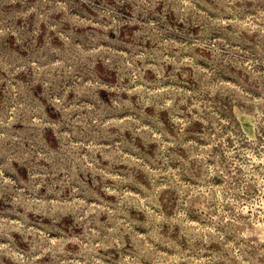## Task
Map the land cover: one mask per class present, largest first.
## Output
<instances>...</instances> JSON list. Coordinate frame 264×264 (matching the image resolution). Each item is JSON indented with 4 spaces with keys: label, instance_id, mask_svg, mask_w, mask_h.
Instances as JSON below:
<instances>
[{
    "label": "rangeland",
    "instance_id": "rangeland-1",
    "mask_svg": "<svg viewBox=\"0 0 264 264\" xmlns=\"http://www.w3.org/2000/svg\"><path fill=\"white\" fill-rule=\"evenodd\" d=\"M0 264H264V0H0Z\"/></svg>",
    "mask_w": 264,
    "mask_h": 264
}]
</instances>
